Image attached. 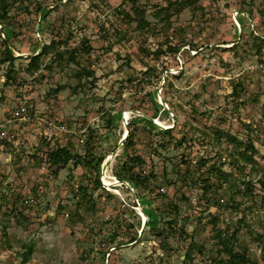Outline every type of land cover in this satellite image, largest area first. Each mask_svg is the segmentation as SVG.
<instances>
[{
    "label": "rangeland",
    "instance_id": "rangeland-1",
    "mask_svg": "<svg viewBox=\"0 0 264 264\" xmlns=\"http://www.w3.org/2000/svg\"><path fill=\"white\" fill-rule=\"evenodd\" d=\"M168 1L139 0L151 25L138 29L119 12L132 0H16L12 23L1 32L17 58L0 61V264H19V251L29 243L34 252L25 264H219L216 225L234 231L238 248L264 263V53L253 38L264 34V0H198L202 9L187 6L167 22L155 9ZM40 3L45 6L39 10ZM167 35L181 49L158 56L154 50ZM83 38L92 50L80 63L44 67L51 52L42 67L30 70L28 56L43 43L54 39L56 50ZM82 65L95 74L78 75ZM109 113L115 114L111 125ZM137 115L173 126L172 135ZM134 124L136 151L160 174L162 191L174 200L181 193L189 198L177 199L178 228L166 237L144 232L126 242L129 237L120 234V246L104 257L116 223L140 220L143 226L150 210L167 201L161 195L139 199L115 175L122 139ZM221 131L252 138L254 161L240 159ZM60 144L105 156L99 173L105 190L94 186L96 172L88 164L70 162L52 172L45 151ZM225 172L228 180L220 178ZM208 173L214 187L205 193L200 177ZM81 183L90 184L93 206L78 205Z\"/></svg>",
    "mask_w": 264,
    "mask_h": 264
},
{
    "label": "trees",
    "instance_id": "trees-1",
    "mask_svg": "<svg viewBox=\"0 0 264 264\" xmlns=\"http://www.w3.org/2000/svg\"><path fill=\"white\" fill-rule=\"evenodd\" d=\"M15 3L16 0H0V40L4 44L3 51H1L2 48L0 49V61H10L11 64H13L14 60L17 58V56L14 54V51L11 49V46L15 47V45L11 43L9 37H1V32L4 31L7 24L12 23L10 11ZM197 3L198 0H169L166 5L156 7L155 16L159 17L163 21L169 22L173 13H180L187 6L193 5L194 8L197 6V8L202 9L203 5H197ZM44 6V4L40 3L38 5V9L40 10L41 8H44ZM242 10L244 9H239L240 12ZM119 12L122 13L123 17H128V20L130 22L135 23V27L138 29H147L151 25V21L148 19V8L143 3H140L139 0H132L129 8H120ZM118 33H122V31H118ZM70 37L71 35H68L67 38H61L60 40L63 43H67ZM253 38L256 43V50L260 54H263L264 34L257 33L253 35ZM54 45L55 40L52 39L49 43H43L39 52L28 56V65L30 66V70L34 71L42 67V64H44L42 60L43 56H46L51 52H53V57H51L48 63H45L43 65L44 67H53L54 63H80V56L83 53H90L92 50L89 40L86 38H83L81 43L77 45L70 46L68 44H64L66 45L64 49L54 50ZM192 46L195 45L192 44ZM180 49L181 44L173 43L170 39V36L167 35L165 40L160 41L158 47L154 50V52H156V54L160 56L161 54H165L167 52L177 53ZM13 68V66H10L8 68V78H13ZM77 74L80 76L84 74L90 76L95 74V70L91 66L82 65L77 70ZM238 84L239 83H236L234 85V91L236 92H238ZM161 107L167 111L165 105L161 104ZM170 108H172L171 105ZM114 116L115 114L111 113L106 116V121L109 125H111ZM136 117H142L144 120H146L147 123L155 127L158 133L162 135H172L173 126L163 128L161 125L156 124L152 118L142 115H137ZM133 122H135V119L129 121V126ZM138 128L139 125L137 124L129 127L128 134L123 142V151L119 153L116 158L117 161L114 171L115 175L123 181L122 185L126 187L127 190H130V187L126 185V182H128L133 188H135L136 196L139 199L145 198V196L155 198L156 196L161 195L167 198L166 205L164 206V208L154 206L153 209L150 210V218L147 220L144 227L142 226L140 220L137 224L133 221H128L127 223H116V227L114 226V228L110 231V234H108L111 245L103 247L104 257L107 252H110L111 247L114 246L113 249H115L120 246L121 243H119L120 241H118L117 239L120 234H125L129 237L126 242L139 240L140 238H142L144 232H152L161 237H166V233L168 230H176V228H178L177 217L175 215L176 213L180 212V203L177 201V199L184 200L189 198L185 193H181L179 197L174 200L171 199V197H169L167 193H164L162 191L163 188L160 183V174L152 165L147 166L144 156L140 152L136 151V130ZM91 131L93 133L95 132V130ZM221 132L222 135L226 136L229 141L232 142L233 145H235L237 156H239L240 159L244 160L246 163H252L254 161V152L257 151V148L252 138H249L247 141H243L233 133L227 131ZM92 137L94 136L92 135ZM159 142L165 145L164 140H160ZM104 158V155L97 156L96 153L92 152L91 147H88L86 151L84 150V152H79L74 151L69 144H60L56 147L49 148L45 151L44 156L45 163H47L48 167L52 168V172L55 174L58 173L62 168L68 166L70 162H73L74 165L88 164L92 166V168L96 172V175L93 179L94 186L103 187L105 190V187L103 186L102 180L99 175ZM213 167L214 165H212V168ZM230 176V172H225L220 176V178L228 180ZM260 180L264 185V179ZM200 181L202 182L204 188L203 190L205 193L209 192L214 187V183L212 182L210 173L203 177H200ZM169 182L173 181L170 179ZM250 186L251 183L249 181L247 182V187L249 188ZM90 189L91 186L89 183H81L78 185V190L80 191L82 196H84L82 199L77 200L79 206H83L84 208H86V206L90 207L95 204L93 193L90 191ZM107 192L110 193L109 191ZM262 200L264 201V193L262 195ZM143 208L146 209V207ZM161 220L165 224H158ZM215 220L216 216H213L212 221ZM138 229H141L140 235L138 234ZM124 230H129L128 234H126ZM131 230H133L134 232H132ZM182 230L183 227H181L180 233L182 232ZM260 236L263 241L264 248V235L260 234ZM214 237L216 238V243L218 245L217 250L219 257H217L216 260L219 264H264L260 263V261H258L257 259H253L246 247L238 248V246L234 243V240L236 239V234L234 231H231L226 227L216 225ZM19 252L22 257L19 264H25L26 262L30 261L32 257V254L34 252V244H26L25 248ZM186 256L188 258H193L191 251H186Z\"/></svg>",
    "mask_w": 264,
    "mask_h": 264
},
{
    "label": "water",
    "instance_id": "water-1",
    "mask_svg": "<svg viewBox=\"0 0 264 264\" xmlns=\"http://www.w3.org/2000/svg\"><path fill=\"white\" fill-rule=\"evenodd\" d=\"M13 51L15 52L16 50L13 48ZM19 54H24V53H19ZM165 105H166V104H165ZM166 106H167V105H166ZM127 134H128V131L126 132V134H125V136H124V139H122V141L125 140ZM116 154H117V152L114 151L113 154H112L111 156L116 155ZM111 156H110V157H111ZM110 157H108V158L104 161V163H103V170H104V171H105L106 168H107V165H108V163H109ZM146 222H147V220L144 219V221H143V227H144V225L146 224Z\"/></svg>",
    "mask_w": 264,
    "mask_h": 264
},
{
    "label": "bare ground",
    "instance_id": "bare-ground-1",
    "mask_svg": "<svg viewBox=\"0 0 264 264\" xmlns=\"http://www.w3.org/2000/svg\"><path fill=\"white\" fill-rule=\"evenodd\" d=\"M126 117H128V111L125 113ZM159 121V120H158Z\"/></svg>",
    "mask_w": 264,
    "mask_h": 264
},
{
    "label": "built area",
    "instance_id": "built-area-1",
    "mask_svg": "<svg viewBox=\"0 0 264 264\" xmlns=\"http://www.w3.org/2000/svg\"><path fill=\"white\" fill-rule=\"evenodd\" d=\"M22 111H25V107L24 106H22Z\"/></svg>",
    "mask_w": 264,
    "mask_h": 264
}]
</instances>
